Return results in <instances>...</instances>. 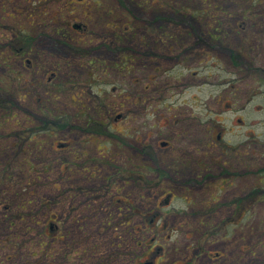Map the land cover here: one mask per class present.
<instances>
[{
    "label": "rangeland",
    "instance_id": "1",
    "mask_svg": "<svg viewBox=\"0 0 264 264\" xmlns=\"http://www.w3.org/2000/svg\"><path fill=\"white\" fill-rule=\"evenodd\" d=\"M237 19L250 20L237 30ZM198 35L217 53L240 55L243 102L214 101L210 95L223 86L190 88L192 100L184 96L202 123L190 130L200 143L189 147L182 142L188 138L169 127L174 103L157 99L163 84L156 81L149 91L143 86L147 75L173 69L184 45L203 53L195 46ZM18 45L27 51L20 57L12 53ZM131 47L142 52L131 56L133 64ZM258 67L264 68V0H0V264H137L150 250L162 256L159 264H182L177 258L197 249L201 258L205 224L222 218L208 217L206 208L234 207L230 192L222 199L215 190L223 156L220 147H204L209 127L203 123L225 125V141H255L245 147V165L260 159L264 166ZM230 71L223 75L235 76ZM93 119L107 130L88 141L80 129ZM157 132L173 139L172 147H156ZM146 134L149 147L140 143ZM234 158L231 168H241ZM234 181L236 197L242 179ZM168 190L177 194L166 205ZM215 191L219 198L211 200ZM257 207L264 224V201ZM152 209L168 221L167 229H134ZM257 220L229 240V258L242 243L264 261Z\"/></svg>",
    "mask_w": 264,
    "mask_h": 264
},
{
    "label": "flooded vegetation",
    "instance_id": "2",
    "mask_svg": "<svg viewBox=\"0 0 264 264\" xmlns=\"http://www.w3.org/2000/svg\"><path fill=\"white\" fill-rule=\"evenodd\" d=\"M247 20L249 21L250 19ZM248 21H246V19H237L233 23L237 24L236 28L237 30H239L244 28V24ZM205 22L208 24V20H206ZM215 22L219 21L217 20ZM74 27L79 28L80 25H74ZM208 35L211 39H215V35L211 33H208ZM201 39V36H195V40H197L195 46H202V49L205 50L203 53H195L194 51H192L193 47H185L184 45V51H181L177 55L175 54L173 69L164 72L163 76L157 74L155 75L156 72L151 76H149L150 74L147 75L145 79L147 83H144L145 86H143V89L149 91L150 85L154 84V82L158 81L159 85L163 84L164 87L160 88L158 90V93H156L157 99L162 101L168 99L174 103V110L176 111L171 115H168L167 117L171 119V123L169 122V127L171 126L174 128H178L179 134L183 135L185 138H188L187 140H182V142H188L189 147H193L196 144L200 143L199 139H194L193 137H191L190 130L195 129V126L197 124L196 121L202 123V119L200 118L201 115L191 111L192 104L189 102L190 100H192V96L188 93V91H190V88H203L204 86H223V89H225L226 91L222 89L221 92L210 95V97L213 98L214 101H217L219 99L220 101H224L227 99L232 102H243L241 87L243 83V76L241 71L243 63L240 62V55L235 53L233 50L228 51V54L226 55L217 53L214 46L203 45ZM159 41L161 42L163 41V39L159 38ZM21 48L22 47L20 45H18V47L13 46V55L16 57H20L21 53L27 52L26 50ZM168 49L170 50L169 46ZM127 51L129 52L127 54H129L128 60L130 61V64H133V60L131 58L133 54L142 55L141 51L138 52L132 47ZM224 56L226 58H224ZM230 70L236 71V73H233L235 74V76H233L232 78L225 77L223 73L228 74L229 72H232ZM256 70H258V74H256L258 76L255 77V81L260 84V80L264 77V68L258 67V69ZM157 73H159V71H157ZM129 82L130 84H132V76H130ZM186 93L189 94V102L184 96ZM145 97L149 98L148 94L140 97L142 102L145 100ZM181 104L183 105L181 106ZM122 116L123 114H117L116 119H121ZM237 121L241 123V119H237ZM203 124L209 127V139L208 141L204 140L202 142L204 147H207L208 144H210L211 147H220V154L221 156H223V160H220V163L218 165L222 178L218 183H216L215 190L223 193V196L221 197L222 199L231 194L232 198L234 199V207L228 206L223 208H210L208 206L206 208L205 215H207L208 217L221 215L222 218L205 224V250L202 253V257H197L200 251V249H197L194 252V256L188 257L187 259L186 257H179L177 259L184 264H197V262H200L201 264H263L262 262L264 261L260 257H257L252 249L250 250L242 243L237 244V252L235 257L233 258H229V255H231L232 253H228L226 247L230 244L229 240L234 238L235 233L243 232L246 228H250L251 221H256L259 216H261L260 210L258 209V207L255 208V205H258L260 202L264 201V166L260 165V159L251 160L250 163L245 165L243 158L246 154L245 147H249V145H255V141L248 142L249 140L247 138L236 142H231L229 140L225 141V136L229 132L225 125L221 123H213L211 120L206 121ZM151 125H153V123ZM141 126L145 128V125ZM64 127L65 123H62V128ZM80 130H84V132L88 133V141H93L94 136L105 133L107 129L105 128V123L103 124V122H99L93 119L91 121L85 120L84 125ZM132 130L133 127L130 126L127 131L131 132ZM147 136L148 134H146V136H144L140 141L143 147H149L148 141H146ZM176 137L180 138L179 135H176ZM172 140L173 139H171L169 136L167 137L163 132L156 133V147H172ZM136 141L138 140L136 139ZM247 143L250 144L248 145ZM67 144H69L67 141L61 142L59 144V147L64 149L68 146ZM248 152L251 154V156L255 155L260 157L262 155V153L258 151H253V149H249ZM231 154L239 159L238 164L242 166L241 168L239 167L236 170L234 168H231ZM213 162L218 163L217 159H214ZM246 166L249 168V170H245ZM140 169H145V167L142 165ZM249 175L251 176L250 181L252 182H244L245 176ZM236 176L241 178L242 181L240 191L237 190V195L235 197L234 191L232 189L235 188L234 179L236 178ZM207 179L212 180V176L208 175ZM180 187L182 186L179 185L177 189H180ZM218 191L212 192L213 194H209V198L211 200L218 199V195L220 194L218 193ZM164 194L165 195L162 198V203L167 205L171 202V200H173V198L176 197L177 193L173 190H168ZM187 197L189 198V196H186V198ZM214 204L215 202L212 201L210 205L212 206ZM161 205L162 204H160V206ZM129 214H127V216H129ZM147 215H151V217L148 219ZM129 218H131V216ZM257 222L258 224L255 227L264 229V224H261L262 219L257 220ZM107 224H109V222H107ZM126 225L129 224L127 223ZM167 227L168 221L164 220L156 209H152L145 216H143L141 225H139L138 227H134V229L136 228L138 231L152 230L154 232H161L167 229ZM49 228L52 229V226L50 225ZM152 241L153 238L151 239V242ZM148 242H150V240H148ZM151 244L152 243H150V245ZM150 245L147 247H150ZM147 250L149 251V248ZM151 251L152 250H150L146 254L143 260L139 259L137 264H159L161 261H163L161 259L162 256L160 257L151 255ZM174 262L175 260L170 262V264H174ZM108 264L114 263L111 262Z\"/></svg>",
    "mask_w": 264,
    "mask_h": 264
}]
</instances>
